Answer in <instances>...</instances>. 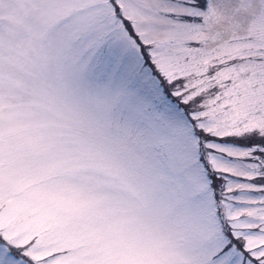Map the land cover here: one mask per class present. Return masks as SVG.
Returning <instances> with one entry per match:
<instances>
[{
  "label": "snow or ice",
  "instance_id": "6c2138e0",
  "mask_svg": "<svg viewBox=\"0 0 264 264\" xmlns=\"http://www.w3.org/2000/svg\"><path fill=\"white\" fill-rule=\"evenodd\" d=\"M0 264H264V0H0Z\"/></svg>",
  "mask_w": 264,
  "mask_h": 264
}]
</instances>
